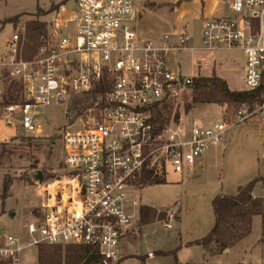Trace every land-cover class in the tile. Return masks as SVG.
<instances>
[{"label":"built area","instance_id":"built-area-1","mask_svg":"<svg viewBox=\"0 0 264 264\" xmlns=\"http://www.w3.org/2000/svg\"><path fill=\"white\" fill-rule=\"evenodd\" d=\"M224 1L230 15L204 20L197 49L185 32L141 39L137 0H70L40 21L29 57L25 25L14 26L0 50V140L40 136L39 108L62 107L72 121L57 170L34 181L38 205L18 230L0 229V264H23L39 245L82 247L98 264H118L139 221L138 192L170 172H193L234 127L264 121V0ZM235 50L243 55L238 92L256 93L254 104L232 109L230 119L185 116L194 80L203 77L185 76L169 57ZM260 257L264 264V237Z\"/></svg>","mask_w":264,"mask_h":264},{"label":"rangeland","instance_id":"rangeland-1","mask_svg":"<svg viewBox=\"0 0 264 264\" xmlns=\"http://www.w3.org/2000/svg\"><path fill=\"white\" fill-rule=\"evenodd\" d=\"M69 2L70 0H0V21L12 17L17 19V22L6 24L0 32V48L10 37L14 26L18 24L25 25V41H27L26 24L28 21L40 23L43 19H49L50 14L57 10L59 6L65 4L69 8L71 6ZM223 9L226 14L230 15L227 5L223 4ZM36 11L41 13L38 14ZM176 14H168L166 10L156 11L150 19L154 23L166 24L165 22L168 23L174 20ZM178 15H180L179 12ZM198 30L197 26L194 30L196 36L199 34ZM28 42L27 49L32 48L33 42L29 40ZM27 53L28 51H25V55ZM182 53L179 61L176 62L175 59L177 58L172 56V62L173 64L176 63L177 67H182L184 69L182 74L186 76L190 73V63L193 55ZM216 60L221 63V66L228 68L223 70L225 71L223 75L227 78L228 84L233 89H242L240 73V67L243 63L242 53L236 50L220 52L215 56ZM206 70L203 69L202 73L206 74L208 72ZM189 105L192 108L188 113L184 112L185 116L198 122L217 120L221 115L230 119L232 112V109L227 106L192 104L191 98ZM69 108L72 111L75 108V112L79 114L77 107L70 106ZM36 120L42 125L40 136L16 133L15 137L11 139L0 140V193L3 184L8 182L9 189L8 197L4 201L5 207L11 208L16 216L22 210L24 214L30 215L33 208L38 205L39 201L35 197L34 181L39 173L50 177L52 171L57 170L61 158V135L66 130H70L64 126L68 124L69 120L68 118L65 119L62 107L39 108L36 110ZM71 129L76 130V128ZM229 136L230 144L224 153L222 148L223 156H216V159L211 161L206 168L202 166V169L201 167L196 168L193 173L188 172L189 179L187 181H185L188 178L187 175L182 177L180 174L170 172L163 184H151L137 193L143 204H157L161 208H169L178 203L180 207L181 222L178 227L180 242L177 240L175 229L165 230L162 228L163 226L152 225L145 230V236L135 245V249L140 251L139 255L146 256L147 253L151 252L155 256L150 261L146 260V264H172L173 257L171 255H159L158 252H171L176 249L175 247L178 244L183 243V239L188 237L200 235L197 238L199 240L206 236L209 231L208 226L212 220L211 198L208 196L211 194L212 186L217 185L218 190L222 188L223 194L232 195L238 186L244 185L257 177L264 178V160L262 158L264 156V121H251L240 124L231 130ZM180 177L183 178L182 184H174V180ZM253 193L257 197H262L264 191L261 185L256 184ZM0 207H2L1 202ZM171 215L176 222L177 213L171 211ZM166 218L160 224L168 223ZM0 220L3 224L6 223L4 217ZM10 225L11 229L17 228L12 230H18L15 222ZM140 225L138 222V226ZM204 231L205 233H203ZM128 237H130L129 242L137 240L135 234ZM263 237L264 233L261 232L260 221L255 218L252 221L251 233L247 241L240 244V246H235L236 250L233 252L236 256L235 263L233 259H228L227 264H262L260 244ZM178 252L179 250L176 252L177 261ZM35 253L37 255V250L34 249L27 252L23 264H36ZM137 256H122L121 260L128 259L122 264H140Z\"/></svg>","mask_w":264,"mask_h":264},{"label":"crops","instance_id":"crops-1","mask_svg":"<svg viewBox=\"0 0 264 264\" xmlns=\"http://www.w3.org/2000/svg\"><path fill=\"white\" fill-rule=\"evenodd\" d=\"M223 2H225V1L224 0H185V1L181 2V0H137V11H138V18H137V23H136L137 35L143 40H150V41H154V42H159V39L164 35H171L174 33L185 32L190 37L189 47H191L192 49H197L198 46L200 45L201 32L203 29L204 20L214 18V17H220V16H229L228 14H226V11L223 9V4L226 5V3H223ZM164 10H166L168 12V14L177 13L175 16V19L168 22V23L165 22L166 24L154 23L153 20L150 19L154 16L156 11L158 12V11H164ZM178 12L180 13V15H178ZM197 26L199 29L198 30L199 34H197L198 36H196V34H195L196 32L194 31ZM2 29H3V27H1V25H0V32L2 31ZM5 42H4V44L1 45L0 50L4 49ZM223 52H232V51H223ZM238 52H240V51H238ZM185 53L190 54L189 52H185ZM182 54L183 53L176 55V57L174 55H171L169 57L170 66L172 68H174V69L177 68L176 63L173 64V62H172V56L177 58V59H175V62H176V61H179V58ZM217 54H215L213 56L207 55L206 57H203L198 52H193V53L191 52V55H193V57H192L193 59L203 58L205 60V63H204V67L202 69L193 68L191 66V63H190V73L189 74L185 73L186 76L187 77H196L198 75H201L202 77H209V76H212L214 74L216 77L225 81V83H226V85L230 91L241 90V89H233L228 84L227 78L223 75V72H225L223 70H227L228 68L226 66H221V63L219 61H217V60L215 61V56ZM242 67H243V63H242V66L240 67L241 75H242ZM179 68L184 73V69L182 67H179ZM203 69H207L206 71H208V72L206 74H203L202 73ZM205 106H207V105H205ZM210 121L211 120H207V121L203 120V122H210ZM229 144H230V136H229V139H227V141L223 147L222 146H215V147L210 148L208 150V152L206 154H204V156L201 160V164H200L201 169H202V166H204L206 168L207 165L211 161H214L216 159V156H219V157L223 156V153L225 152V150ZM222 148H223V153H222ZM262 158L264 160V156ZM186 175L188 176V178H186L185 181H187L189 179V174L187 173ZM182 177H184V176H182ZM182 177L174 180V184H182V182H183ZM240 186H242V185H240ZM237 188H236V190H237ZM236 190H235V193H236ZM1 194H2V191L0 193V196H1ZM234 194H232V195H234ZM218 195H226V194L222 193V188H220V190H218L217 185L212 186L211 194L208 195L209 198H211L210 201H212ZM252 196L257 197L254 195L253 192H252ZM7 197H8V190L6 192L5 199ZM257 198H261V197H257ZM5 199H4V201H5ZM0 202L2 204L1 197H0ZM141 204H142V207H150V208L156 209L158 212L164 211V213H167V218L166 217L165 218L167 219L166 221L168 223H163V225H162V224H160V222H154L152 224L138 226L139 221H137V225L134 226L135 232H133V234L137 235V240L134 242H129L128 239L130 237H128L125 240V242L122 246V249H121L122 256H137L140 254V251L135 249V245L138 244L139 241L145 236V230L152 225L163 226L162 228L165 230L175 229L176 233H177V240H178V242L181 241L180 233H178L179 223L181 222L180 221L181 220L180 219V207H179L178 203H175L173 206H171L169 208H161L157 204L156 205H150V204H146V203L143 204L142 201H141ZM5 206L6 205L4 202V208L0 207V219L3 217L6 219L5 224H3L0 220V229H9V230L17 229V228L11 229L10 224H13L15 222L16 226L18 227L19 223L22 220L27 219L29 217V215H27L26 213L24 214L23 210L19 211L17 216H16V214L11 211V208H7ZM171 211L177 213V215H176L177 221L176 222L173 220V216L171 215ZM169 218H170V220H169ZM255 218H258L260 221L259 216L253 217L252 221ZM213 224H214V217H213V213H212V220H211L210 225L208 226L209 231L212 228ZM251 228H252V225H251ZM13 231H15V230H13ZM203 233H205V231ZM201 235H203V234H201ZM199 236H195V237L192 236V237H188L186 239H183V243L178 244L175 247V248L179 247V252L177 253L178 264H227L228 259H231V260L233 259V261L234 260L236 261V256L233 253L236 250L235 246H240V244H243L244 242H246L247 238H248L247 237L246 239L242 240L241 242L236 244L233 248L227 249V251H224L222 254L214 255L213 254L215 252L214 246H212L208 251H205L200 246L186 247V245L188 243L196 241ZM161 252H167V251H161ZM148 254H152V253L149 252V253H147L146 256L139 255L137 257H143L144 263L146 264V260L150 261V260L154 259V257H155L153 254L149 257ZM35 255H36V253H35ZM127 260L128 259H123L120 261L121 263L119 262L118 264H122L123 262H125ZM235 261H234V263H235ZM140 264H141V262H140ZM172 264H174V260L172 261Z\"/></svg>","mask_w":264,"mask_h":264},{"label":"trees","instance_id":"trees-1","mask_svg":"<svg viewBox=\"0 0 264 264\" xmlns=\"http://www.w3.org/2000/svg\"><path fill=\"white\" fill-rule=\"evenodd\" d=\"M185 0H181L183 2ZM36 13H41L36 11ZM40 16V15H39ZM17 22L12 17L0 21L1 27L6 24ZM28 31L27 45L25 51L26 57L32 54L39 37L43 33V26L37 21H28L26 24ZM28 40L33 42V47L28 48ZM256 93L230 91L222 79L211 76L194 80L192 86L191 103L196 105H218L227 106L231 109H237L242 104L252 106L256 101ZM192 108L189 104L186 106V112ZM68 120L71 122L68 118ZM164 180H156L155 185L163 184ZM260 184L264 190V178L257 177L245 185L239 186L234 195H218L211 201V208L214 217V224L210 231L203 238L188 243L186 247L200 246L208 251L212 246L215 247L214 255L222 254L225 250L233 248L236 244L246 239L251 233L252 218L260 217L261 232L264 233V199L253 198L252 192L254 186ZM9 189L8 182L2 186V207L6 192ZM166 213L158 212L154 208L141 207L139 212V223L148 225L154 222H161L165 219ZM177 247L171 252H158L159 255L169 254L173 257L174 264H178L176 252ZM133 258V257H131ZM137 259L144 263L143 257ZM98 257L89 250L77 246H48L39 245L37 247L36 264H96Z\"/></svg>","mask_w":264,"mask_h":264},{"label":"water","instance_id":"water-1","mask_svg":"<svg viewBox=\"0 0 264 264\" xmlns=\"http://www.w3.org/2000/svg\"><path fill=\"white\" fill-rule=\"evenodd\" d=\"M36 179H38V180H42V174L41 173H39L38 175H37V178ZM225 251H227V250H225Z\"/></svg>","mask_w":264,"mask_h":264}]
</instances>
